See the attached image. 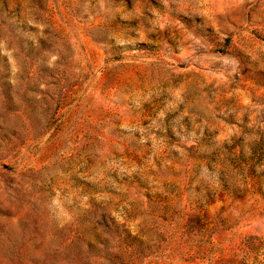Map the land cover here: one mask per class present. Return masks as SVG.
Here are the masks:
<instances>
[{"label": "rangeland", "instance_id": "1", "mask_svg": "<svg viewBox=\"0 0 264 264\" xmlns=\"http://www.w3.org/2000/svg\"><path fill=\"white\" fill-rule=\"evenodd\" d=\"M0 264H264V0H0Z\"/></svg>", "mask_w": 264, "mask_h": 264}]
</instances>
